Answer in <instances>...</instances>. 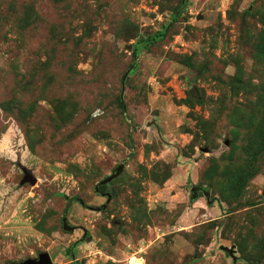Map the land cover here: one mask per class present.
<instances>
[{
  "label": "rangeland",
  "instance_id": "obj_1",
  "mask_svg": "<svg viewBox=\"0 0 264 264\" xmlns=\"http://www.w3.org/2000/svg\"><path fill=\"white\" fill-rule=\"evenodd\" d=\"M45 251L264 264V0H0V264Z\"/></svg>",
  "mask_w": 264,
  "mask_h": 264
},
{
  "label": "water",
  "instance_id": "obj_2",
  "mask_svg": "<svg viewBox=\"0 0 264 264\" xmlns=\"http://www.w3.org/2000/svg\"><path fill=\"white\" fill-rule=\"evenodd\" d=\"M184 1L185 0H183V2ZM190 91H191V93L195 94L194 88H191ZM123 165H124L123 163L118 164L115 167V169L113 170V173L111 175L107 176L105 179H103L98 184H104V183L110 182L113 178L117 177L120 174V172L122 171ZM23 181H29V182L33 183L34 179L32 178L30 173L25 172ZM98 184H97V186H98ZM97 186H96V189H97ZM62 226H63L64 230H69V231L73 230V228H74L73 226L68 225L65 215L62 217ZM9 264H52V260H51L49 253L45 251V252H39L38 256L35 258H27L23 261L10 262Z\"/></svg>",
  "mask_w": 264,
  "mask_h": 264
},
{
  "label": "trees",
  "instance_id": "obj_3",
  "mask_svg": "<svg viewBox=\"0 0 264 264\" xmlns=\"http://www.w3.org/2000/svg\"><path fill=\"white\" fill-rule=\"evenodd\" d=\"M182 9L181 6H179V10ZM165 34V30L161 31V32H157L153 35H149L144 37L140 42L139 45L137 47L134 48V54H137L142 48H146L148 47L150 44L154 43L156 41L157 38L161 37L162 35ZM96 191H98V193H100L99 190V186H97ZM101 194V193H100Z\"/></svg>",
  "mask_w": 264,
  "mask_h": 264
},
{
  "label": "bare ground",
  "instance_id": "obj_4",
  "mask_svg": "<svg viewBox=\"0 0 264 264\" xmlns=\"http://www.w3.org/2000/svg\"><path fill=\"white\" fill-rule=\"evenodd\" d=\"M130 264H142V260L134 257L131 259Z\"/></svg>",
  "mask_w": 264,
  "mask_h": 264
},
{
  "label": "flooded vegetation",
  "instance_id": "obj_5",
  "mask_svg": "<svg viewBox=\"0 0 264 264\" xmlns=\"http://www.w3.org/2000/svg\"><path fill=\"white\" fill-rule=\"evenodd\" d=\"M102 194V192H100Z\"/></svg>",
  "mask_w": 264,
  "mask_h": 264
}]
</instances>
